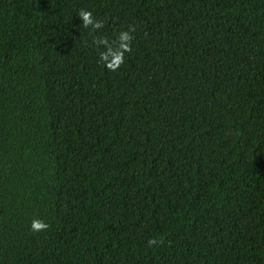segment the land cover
<instances>
[{
    "label": "trees",
    "instance_id": "obj_1",
    "mask_svg": "<svg viewBox=\"0 0 264 264\" xmlns=\"http://www.w3.org/2000/svg\"><path fill=\"white\" fill-rule=\"evenodd\" d=\"M0 264H264V0H0Z\"/></svg>",
    "mask_w": 264,
    "mask_h": 264
},
{
    "label": "clouds",
    "instance_id": "obj_2",
    "mask_svg": "<svg viewBox=\"0 0 264 264\" xmlns=\"http://www.w3.org/2000/svg\"><path fill=\"white\" fill-rule=\"evenodd\" d=\"M77 17L82 21V28L91 29L93 33L104 28V22L96 19L92 11L81 9ZM135 32L134 27H130L127 31H121L117 35L115 41L110 42L107 37H97L93 40V44L97 47L101 45L104 51L100 52V62L112 72L118 71L125 63L126 54L132 52V41L134 39L132 33ZM50 228V225L40 218H34L31 221L30 229L33 233H40ZM159 241L156 238L148 241L149 247L156 246Z\"/></svg>",
    "mask_w": 264,
    "mask_h": 264
}]
</instances>
